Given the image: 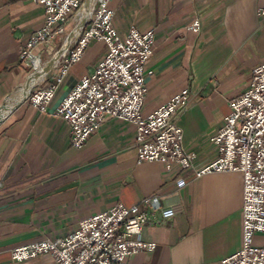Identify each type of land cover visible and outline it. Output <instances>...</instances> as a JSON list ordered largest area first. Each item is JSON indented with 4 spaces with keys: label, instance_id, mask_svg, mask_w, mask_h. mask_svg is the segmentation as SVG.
Here are the masks:
<instances>
[{
    "label": "crops",
    "instance_id": "crops-1",
    "mask_svg": "<svg viewBox=\"0 0 264 264\" xmlns=\"http://www.w3.org/2000/svg\"><path fill=\"white\" fill-rule=\"evenodd\" d=\"M110 8L121 35L132 28L156 33L142 116L189 90L192 102L179 121L183 144L195 156L196 170L210 165L220 157L211 139L231 113L230 103L249 89L253 70L264 63V0H112ZM196 19L199 33L189 30ZM44 22L43 7L33 0H0V264H52L49 255L16 263L12 251L65 238L91 215L117 204L141 206L152 196L174 217L147 224L142 238L156 249L128 264H222L237 253L242 248V173L197 178L193 170L139 162L135 128L116 119L83 148L71 146L69 126L56 111L107 48L91 43L59 83V69L51 68L53 57L45 47L40 54L47 71L33 83L21 55ZM62 44L59 39L54 54ZM58 83L48 112L40 113L29 92ZM255 241L261 244L262 237Z\"/></svg>",
    "mask_w": 264,
    "mask_h": 264
},
{
    "label": "built area",
    "instance_id": "built-area-1",
    "mask_svg": "<svg viewBox=\"0 0 264 264\" xmlns=\"http://www.w3.org/2000/svg\"><path fill=\"white\" fill-rule=\"evenodd\" d=\"M33 1L45 12L43 27L32 36L21 55L33 83L37 82L36 75L47 71L40 50L50 42L63 40L51 61V68L59 69L55 75L59 83L73 65L82 61L91 43L100 42L107 48L95 70L80 80L56 111L69 126L71 146L83 148L106 122L116 119L135 128L139 162L164 163L168 170H193L197 178L214 173H242V248L222 264H264V63L253 70L249 89L230 103L231 113L211 139L220 157L196 170L195 156L184 147V133L179 125L192 102L189 90L150 116H142L146 80L152 74L146 65L154 52L155 31L143 34L132 28L121 35L114 26L112 0ZM201 29L199 19L189 27L194 33ZM59 83L29 92L27 98L40 113L48 112ZM3 117L1 114L0 121ZM183 185L179 182V186ZM3 190L0 180V203ZM173 217L172 210L162 209L158 196L146 198L141 206L117 204L83 219L77 230L65 238L15 248L12 260L23 263L49 255L52 264H128L130 258L156 249L154 242L142 238L147 224L161 225ZM257 235L262 237L261 244L255 241Z\"/></svg>",
    "mask_w": 264,
    "mask_h": 264
},
{
    "label": "water",
    "instance_id": "water-1",
    "mask_svg": "<svg viewBox=\"0 0 264 264\" xmlns=\"http://www.w3.org/2000/svg\"><path fill=\"white\" fill-rule=\"evenodd\" d=\"M57 46H58V45H57V41L50 42V43L46 46V49H47L49 55L53 57V60H54L55 57H56V54H54V52H55ZM53 60H52V61H53Z\"/></svg>",
    "mask_w": 264,
    "mask_h": 264
},
{
    "label": "bare ground",
    "instance_id": "bare-ground-1",
    "mask_svg": "<svg viewBox=\"0 0 264 264\" xmlns=\"http://www.w3.org/2000/svg\"><path fill=\"white\" fill-rule=\"evenodd\" d=\"M86 14V13H85ZM0 118H1V115H0Z\"/></svg>",
    "mask_w": 264,
    "mask_h": 264
}]
</instances>
